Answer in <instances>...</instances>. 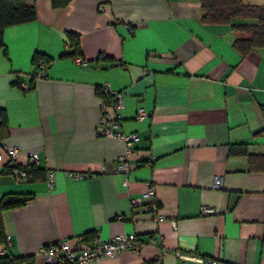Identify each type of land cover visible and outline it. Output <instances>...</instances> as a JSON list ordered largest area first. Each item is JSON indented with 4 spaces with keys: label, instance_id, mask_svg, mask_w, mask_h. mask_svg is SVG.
I'll list each match as a JSON object with an SVG mask.
<instances>
[{
    "label": "crops",
    "instance_id": "crops-1",
    "mask_svg": "<svg viewBox=\"0 0 264 264\" xmlns=\"http://www.w3.org/2000/svg\"><path fill=\"white\" fill-rule=\"evenodd\" d=\"M29 3L36 17L3 30L0 148L15 146L22 164L36 152L43 176L18 182L0 172V197L30 196L0 211L7 254L46 264L40 247L59 237L135 232L140 251L87 264H146L161 249V264H197L178 251L264 264V171L252 170L248 156L264 153V48L240 55L233 42L242 33L203 21L200 0ZM67 31L78 35L76 55ZM38 61L45 75L32 80ZM103 83L122 93L119 130L139 135L126 184L116 171L123 144L97 133ZM138 107L147 112L141 119ZM201 205L214 212L202 214Z\"/></svg>",
    "mask_w": 264,
    "mask_h": 264
},
{
    "label": "built area",
    "instance_id": "built-area-1",
    "mask_svg": "<svg viewBox=\"0 0 264 264\" xmlns=\"http://www.w3.org/2000/svg\"><path fill=\"white\" fill-rule=\"evenodd\" d=\"M78 62H83L76 57ZM38 69L30 74L32 80L39 79L45 75L46 62L38 61ZM15 84L21 89H29L32 84L16 79ZM102 97L100 101V119L97 126V133L100 136L113 137L123 144V152L118 157L116 171L123 175V183L126 184L128 172V161L133 153V144L139 140L136 132L123 133L119 130L122 115L120 110L123 107L122 93L111 89L108 83H103L100 87ZM147 114L143 107H138L135 118L141 119ZM4 155L7 156L5 160ZM18 149L12 145L4 144L0 148V168L6 163L10 166V174L18 182L28 181L29 176L25 171L26 165L34 164L37 161V153L31 152L28 155V162L22 164L17 162ZM150 160V158H148ZM70 176L82 178L90 176V173L69 172ZM53 172L47 175V181L51 184ZM220 178L215 177L212 183L213 187L220 186ZM152 189L148 188L142 193L141 197L131 198V204L136 205L142 202V199L152 194ZM153 210L154 206L151 207ZM200 212L202 214L213 213V207L201 205ZM156 220L162 219V214L154 216ZM10 244L9 236L0 243V256L7 253V247ZM143 241L135 232L119 233L109 238L94 237L87 239L85 234H74L65 237H59L54 241L40 247V253L44 256L46 264H87L91 261L98 260L107 256H113L123 250L140 251ZM165 253L164 249L158 250L155 259L146 264H161L162 257ZM178 258L189 260L197 264H218V260L213 257H206L195 253L176 252Z\"/></svg>",
    "mask_w": 264,
    "mask_h": 264
},
{
    "label": "trees",
    "instance_id": "trees-1",
    "mask_svg": "<svg viewBox=\"0 0 264 264\" xmlns=\"http://www.w3.org/2000/svg\"><path fill=\"white\" fill-rule=\"evenodd\" d=\"M68 0H51L52 6H63ZM201 19L210 23L229 24L234 31L242 33L235 38L234 48L244 56L254 48H264V5L247 3L244 0H200ZM36 17L35 9L29 0H0V47L3 46V30L6 26L27 22ZM246 18L251 19L247 21ZM69 45L73 48L69 53L78 52V35L67 31ZM37 54L34 55L36 58ZM36 56V57H35ZM102 96V94H101ZM264 114V104L261 105ZM7 135L5 113L0 109V142ZM1 144V143H0ZM250 168L264 171V153H249ZM29 179L41 178L43 171L34 164L24 167ZM0 172H10L6 163ZM30 196L7 193L0 197V211L5 208L19 206ZM87 239L91 237L85 235ZM4 241L0 230V243ZM29 259V258H27ZM25 258L10 256L7 253L0 256V264H21Z\"/></svg>",
    "mask_w": 264,
    "mask_h": 264
},
{
    "label": "rangeland",
    "instance_id": "rangeland-1",
    "mask_svg": "<svg viewBox=\"0 0 264 264\" xmlns=\"http://www.w3.org/2000/svg\"><path fill=\"white\" fill-rule=\"evenodd\" d=\"M247 3L256 4V5H264V0H244ZM247 21H251V19L246 18Z\"/></svg>",
    "mask_w": 264,
    "mask_h": 264
}]
</instances>
